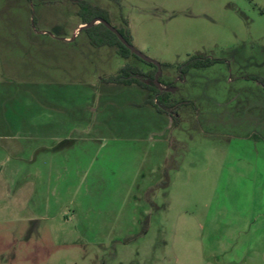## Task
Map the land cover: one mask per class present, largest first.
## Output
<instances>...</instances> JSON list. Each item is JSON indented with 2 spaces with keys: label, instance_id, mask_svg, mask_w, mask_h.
Instances as JSON below:
<instances>
[{
  "label": "rangeland",
  "instance_id": "1",
  "mask_svg": "<svg viewBox=\"0 0 264 264\" xmlns=\"http://www.w3.org/2000/svg\"><path fill=\"white\" fill-rule=\"evenodd\" d=\"M94 19L189 101L178 125L106 82L153 68L92 46ZM194 56L220 62L181 79ZM248 76L264 78V0H0V264H264V87Z\"/></svg>",
  "mask_w": 264,
  "mask_h": 264
},
{
  "label": "trees",
  "instance_id": "2",
  "mask_svg": "<svg viewBox=\"0 0 264 264\" xmlns=\"http://www.w3.org/2000/svg\"><path fill=\"white\" fill-rule=\"evenodd\" d=\"M80 4V2H77ZM97 13L96 17L107 20V16L105 17V12L97 7H93ZM87 22L82 20L81 25H86ZM95 27H98L101 33L99 34L101 41L97 44H94L92 40H90V44L95 47H110L115 50V52L123 57L128 58L129 55H133L128 49H126L118 40V38L110 32L106 27L102 24H96ZM119 33L123 36V34L119 31ZM123 38L129 43V41L123 36ZM139 59L138 57H136ZM140 60V59H139ZM220 62L219 60L209 59L206 57L194 56L191 57L186 62L182 63L178 66L177 70L180 74V78L182 79L191 69H204L215 65ZM151 66L153 69L149 71H142L139 67L126 64L124 65L118 72L117 75L110 77L106 80L108 84H114L118 86H136L148 92L147 103L152 105L157 113L167 114L171 119L173 125H178L179 116L178 110L183 105H189V101H179L173 102L170 99V93L168 90L163 89V91H159L157 87H155L154 83V75L157 71L156 67L151 63H146ZM160 79V76H159ZM247 80L254 81L264 87V78L257 76H248ZM168 88L172 87V84L166 86Z\"/></svg>",
  "mask_w": 264,
  "mask_h": 264
},
{
  "label": "water",
  "instance_id": "3",
  "mask_svg": "<svg viewBox=\"0 0 264 264\" xmlns=\"http://www.w3.org/2000/svg\"><path fill=\"white\" fill-rule=\"evenodd\" d=\"M99 23L102 24L104 27H106L110 32H112L120 41V43L126 48L128 49L133 55H135L136 57H138L139 59H141L142 61L146 62V63H151L153 64L157 71L154 75V83H155V87H157L159 89V91H163V87L160 85L159 83V76L161 74V69H160V65L150 59H148L147 57H145L144 55H142L140 52H138L134 47H132L124 38L123 36L119 33L118 30H116L115 28H113L109 23H107L106 21L102 20V19H94L90 24L85 25L82 27V29H86V28H90L91 26H93L94 24ZM170 92H173V89L169 90Z\"/></svg>",
  "mask_w": 264,
  "mask_h": 264
},
{
  "label": "flooded vegetation",
  "instance_id": "4",
  "mask_svg": "<svg viewBox=\"0 0 264 264\" xmlns=\"http://www.w3.org/2000/svg\"><path fill=\"white\" fill-rule=\"evenodd\" d=\"M163 89H166V90H170V89H172V88H168V87H163ZM170 92V91H169Z\"/></svg>",
  "mask_w": 264,
  "mask_h": 264
},
{
  "label": "crops",
  "instance_id": "5",
  "mask_svg": "<svg viewBox=\"0 0 264 264\" xmlns=\"http://www.w3.org/2000/svg\"><path fill=\"white\" fill-rule=\"evenodd\" d=\"M81 25V24H80Z\"/></svg>",
  "mask_w": 264,
  "mask_h": 264
}]
</instances>
